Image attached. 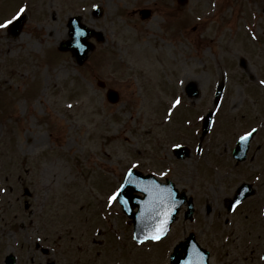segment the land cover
Here are the masks:
<instances>
[{"label":"rangeland","instance_id":"374dc122","mask_svg":"<svg viewBox=\"0 0 264 264\" xmlns=\"http://www.w3.org/2000/svg\"><path fill=\"white\" fill-rule=\"evenodd\" d=\"M22 8L17 36L0 28V264L11 252L17 264H171L190 231L212 264H264V0H0V24ZM76 14L104 35L89 38L82 64L59 48ZM253 127L237 164V139ZM130 167L193 196V220L185 205L167 238L136 242L109 200ZM243 181L256 192L231 215L224 198Z\"/></svg>","mask_w":264,"mask_h":264},{"label":"water","instance_id":"95a60500","mask_svg":"<svg viewBox=\"0 0 264 264\" xmlns=\"http://www.w3.org/2000/svg\"><path fill=\"white\" fill-rule=\"evenodd\" d=\"M179 1L181 3L186 2V0ZM101 13L102 9L96 7L94 15L99 17ZM143 15H150V11H145ZM24 20L25 16H21L15 20L9 27V33L17 36L21 32ZM69 27V38L61 42L60 48L62 50H70L77 62L81 64L86 60L89 51L94 47V44L88 38L95 35L100 40L103 39V34L83 24L80 16L72 17L69 21ZM81 32L84 35H80ZM98 84L104 85V82L100 80ZM186 90L190 96L199 95V89L193 82L187 85ZM221 90L222 86L217 91L218 96ZM107 96L110 101L116 102L119 100V94L114 89H109ZM211 121L212 113L208 112L203 123L204 133L209 129ZM254 132L252 131V135L246 140L239 139L234 150V155L239 160L246 158L250 140ZM176 152L179 157H184L188 153L184 147L177 148ZM119 192L120 196L118 199L121 201L124 211L133 219L135 227L134 234L138 241L153 239V235L160 227L164 228V233L160 238L164 237L176 219L180 206L186 200L185 194H179L173 182L161 183L153 175H145L136 169H131L128 172ZM135 192H141L144 195H138ZM251 193H253L252 187L249 184H243L238 190L235 202ZM135 207H137V210H134ZM192 211V201L190 200L189 210L187 212L188 217ZM171 258L173 264H209V252L199 245L193 234L188 237L186 243H180L175 247ZM6 261L7 264H15V257L9 255Z\"/></svg>","mask_w":264,"mask_h":264},{"label":"snow or ice","instance_id":"6c2138e0","mask_svg":"<svg viewBox=\"0 0 264 264\" xmlns=\"http://www.w3.org/2000/svg\"><path fill=\"white\" fill-rule=\"evenodd\" d=\"M24 10H25V9L22 8V9L20 10V13H18L17 15L23 13ZM11 23H12L11 20H9V21H5V23L0 24V28H6V27H7L9 24H11ZM80 35H84V33L81 32ZM261 83H264V81H262ZM179 103H180V100L177 99L176 104H179ZM252 131L254 132L255 129H253ZM251 135H252V132L246 133V134H245L244 136H242L240 139H241V140H246V139H248V137H250ZM173 147L179 148V147H181V146H180V145H173ZM257 179H259V178L257 177ZM119 196H120V192L118 191V192L114 193L112 196H110V197H109V200H110V201H115V200L118 199ZM239 203H240V202L237 201V204H239ZM165 223H166V221H165ZM163 233H164V228H163V227H160V228L156 231V233L153 235L152 238H153V239H159L160 236H161Z\"/></svg>","mask_w":264,"mask_h":264},{"label":"flooded vegetation","instance_id":"af4514ba","mask_svg":"<svg viewBox=\"0 0 264 264\" xmlns=\"http://www.w3.org/2000/svg\"><path fill=\"white\" fill-rule=\"evenodd\" d=\"M262 12L264 13V8L262 9ZM225 199V201H226V204L224 205L225 206V208H227L226 210H227V212L229 213V214H233L234 212H236L239 208H241L242 207V203L243 202H246V201H248V199L247 200H245V201H243L240 205H238V206H236L235 207V209H233V210H230L229 209V202H230V199H231V197H226V198H224ZM225 201H224V203H225ZM209 209H211V206H209ZM184 210V208L182 207V210L181 211H183ZM262 210H263V207H262ZM220 213V215L219 216H222V212H219ZM263 216H264V214H263ZM227 220V223H231V221L229 220V218L227 217L226 218ZM263 219H264V217H263ZM261 226L263 227L264 226V223L263 222H261Z\"/></svg>","mask_w":264,"mask_h":264}]
</instances>
